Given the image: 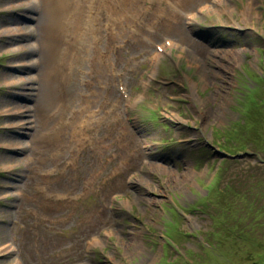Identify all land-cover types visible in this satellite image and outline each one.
I'll return each mask as SVG.
<instances>
[{"label": "rangeland", "instance_id": "374dc122", "mask_svg": "<svg viewBox=\"0 0 264 264\" xmlns=\"http://www.w3.org/2000/svg\"><path fill=\"white\" fill-rule=\"evenodd\" d=\"M137 8L116 12L97 38L99 49L104 38L125 42L111 60L127 65V103L109 71H72L64 85L70 66L86 67L93 43L63 36L57 94L42 111V70L32 90L31 66H12L32 56V10L0 12V29L9 28L0 51L10 55L0 58V242L7 231L99 239L78 254L84 235L41 236L36 254L18 236V253L0 264L19 248L26 264H264V0H140ZM164 37L177 44L162 62L165 77L139 89V67ZM62 246L70 253L48 256Z\"/></svg>", "mask_w": 264, "mask_h": 264}, {"label": "bare ground", "instance_id": "6f19581e", "mask_svg": "<svg viewBox=\"0 0 264 264\" xmlns=\"http://www.w3.org/2000/svg\"><path fill=\"white\" fill-rule=\"evenodd\" d=\"M135 1L129 0V4L131 5ZM40 2L42 3L44 14H42L41 19L38 18L37 20V22L40 21L41 26L37 38L40 35L42 41L39 52L43 55V60L39 65V70L41 69L42 71L39 78L41 97L39 99L38 111L39 109L42 111L51 98L57 94L53 83L57 78L54 73L58 69L55 51L60 41L59 35L63 32V27L58 18L69 7L68 0H41ZM29 50L33 52L31 48ZM93 73L98 74V67L94 69ZM73 82L74 75L70 72L65 76L64 85H71Z\"/></svg>", "mask_w": 264, "mask_h": 264}]
</instances>
